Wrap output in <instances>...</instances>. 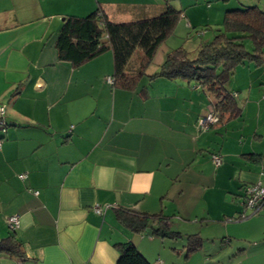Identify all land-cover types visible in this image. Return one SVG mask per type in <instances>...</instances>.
<instances>
[{
	"label": "crops",
	"instance_id": "crops-1",
	"mask_svg": "<svg viewBox=\"0 0 264 264\" xmlns=\"http://www.w3.org/2000/svg\"><path fill=\"white\" fill-rule=\"evenodd\" d=\"M164 4L0 0V104L7 123L5 133L0 132V239L11 234L7 219L17 216L14 233L24 254L23 259L0 254V264H117L114 246L128 242L151 262L169 252L165 241L130 232L116 220L115 209L162 213L169 222L193 221L189 192L206 187L209 179L220 191L234 186L235 193L264 180V160L257 164L243 157H264L256 134L264 125V87L257 86H264V69L244 67L251 83L244 89L248 100L242 115H252L251 129L232 136L235 147L224 149L223 136L216 140L222 135L220 126L207 132L196 127L212 100L195 85L160 78L147 85L143 77L136 90L123 91L107 81L113 71L110 52L79 67L58 60L55 41L67 18L99 10L112 22H131L157 16ZM188 19L192 26L195 20ZM171 50L161 46L145 74L157 73ZM229 91L237 96L242 89ZM253 93L258 102L250 99ZM232 127L243 128L238 123ZM213 154L223 158L218 167L212 163ZM96 204L113 208L99 216L92 210ZM226 213L236 214L230 216L236 219L241 212L238 207ZM256 214L250 222L264 217V205ZM212 222L205 227L210 232H197L203 247L187 259L190 263L264 264V249L248 255L254 242L234 245L226 228L223 231L225 223L214 218ZM173 261L167 258L164 264Z\"/></svg>",
	"mask_w": 264,
	"mask_h": 264
},
{
	"label": "trees",
	"instance_id": "trees-1",
	"mask_svg": "<svg viewBox=\"0 0 264 264\" xmlns=\"http://www.w3.org/2000/svg\"><path fill=\"white\" fill-rule=\"evenodd\" d=\"M181 16L183 12L175 10L166 0L163 11L157 16L131 22H112L99 10L84 17H69L62 23L55 41L57 58L79 67L110 52L113 62L112 87L123 91L136 90L143 77L147 79V85L159 78L193 84L212 100L209 108L216 122L209 131L212 127L223 126L242 116V107L236 102V95L226 87L235 70L247 64L264 69V11L256 5L226 11L223 29L210 41L200 43L195 56L190 58L189 53L177 44L166 54L159 71L147 76V67L166 40L174 35ZM183 18L184 23L188 24L183 28L193 30L186 17ZM183 28L182 25L178 27L181 36ZM246 38L253 43L251 52H247L243 45ZM143 92L141 96L146 98L147 93ZM243 157L257 164L264 160L263 156L255 154ZM115 218L124 228L138 235L148 231L150 236L160 240H184L181 252L185 259L202 250L203 239L198 233L186 235L171 231L169 217L162 213L144 214L115 209ZM15 231L10 230L9 236L0 239V254L23 259ZM114 247L118 253L117 264H152L130 242Z\"/></svg>",
	"mask_w": 264,
	"mask_h": 264
},
{
	"label": "rangeland",
	"instance_id": "rangeland-1",
	"mask_svg": "<svg viewBox=\"0 0 264 264\" xmlns=\"http://www.w3.org/2000/svg\"><path fill=\"white\" fill-rule=\"evenodd\" d=\"M157 1H159L163 5L166 0H157ZM169 4L175 10H181L183 12V16L186 17L187 21L189 20L188 19L189 17H192L195 20V23L192 25V27L194 28L193 30L191 29L189 30L188 28H186L185 30L183 28V30L181 31L183 33V36L181 35L178 36L179 29H177L176 34L173 39V42L174 44H176V46H177V43L179 44V43H182V41H184L182 44V47L189 53L190 58L195 56L196 49L198 48L200 43L210 41L217 34L218 31H221L223 29L222 21H223L224 13L226 11L242 8V6L249 5V4H250L249 6L256 5L261 10L264 11V0H228L226 2L222 0H169ZM240 4H245V5L241 6ZM171 39L172 38H170L169 43L171 42ZM243 45L245 46V49L247 52H251L253 50V43L249 38L244 39ZM247 65H251V64H247ZM247 65L239 66L235 70L233 75L231 76L226 86L227 89L229 90L230 89L237 90L238 87L242 89V91L239 92L238 95L236 96V102L242 107V109L244 107V104H246L248 100L247 99L248 94H246V91L244 89L250 86V83H251V79H249L248 77V72H246V69L248 68L246 69L244 68V67H247ZM242 67L244 68V70H242L243 69ZM250 69L251 71L255 70L253 65L251 66ZM238 71H243L245 74L241 76L239 75V73L235 74ZM252 73L254 74V72ZM250 78H252V75H250ZM258 78H259V74L257 77L256 76L253 77L254 80ZM253 79L252 81H254ZM257 86L264 87L263 85H259V83H257ZM263 94L264 93L260 95V98L264 96ZM254 95L255 93L250 94V97H251L250 99L252 100V98H255L256 101L254 102H258L257 98L254 97ZM251 118H252V115L248 116L244 114L240 118L236 119L238 122L234 120L231 124L228 125V127H225L227 124L224 126L218 127L219 129L218 132L222 135L216 136V140L219 139L220 141V139L223 136L222 140L224 143V149L226 148L233 149V147H235V144L233 140H231L230 138H232V136L236 137L245 132L249 133L251 129V122L249 121V119ZM235 123H238L239 128L243 127L241 131H238L239 130L238 127L236 131H231L233 128L232 126L235 125ZM224 130L225 132H223ZM215 131H217V129H214L211 132L215 134L216 133ZM256 134L261 136V140H262L261 147H263L264 145V125H262L260 129H258ZM221 162H223V158ZM258 182H260L261 185L264 187V180L258 181ZM225 183L228 184V181L225 180ZM217 188H219L218 184L215 181H212V179H209L207 181L206 187L203 185L201 186L200 189H194L190 191L189 193L193 201L194 207H193L192 214L189 216H194L193 221L184 222V221H181V219L172 220L168 223L169 229L171 231H176V232H179L181 234H186V235L195 234L199 232L200 230L203 234L204 233L206 234L207 232H210L211 228H208V230H206L205 227L206 225H208V227L209 225L211 226V224L213 223L212 219L214 218L215 220L220 222L219 224L221 225L223 223L226 224V225L225 224L222 225V227H224L223 231L226 228L227 234L232 236L231 240H232V243L234 242L233 243L234 245L240 244V243L250 244V242H254L255 247L253 246L252 248H249L248 255H251L253 251H259V250L264 249V217L255 219L252 222H250L251 219H253L254 217L258 218L257 214H255L251 218L248 217L249 219L247 218L245 220L236 221L230 217L232 215L229 216L228 213H226V212H234V210L239 207L240 212L244 214L245 216H250L252 214L251 210L244 209L242 208V206L238 205L239 203L242 202V196L244 197L243 195L244 190H243V193H240L238 191L239 192L238 194V192L235 193L234 191L235 187L232 185L229 187V189H223V190L221 189V191L218 190ZM229 192H234V193H229ZM217 193H218V196L216 195ZM234 195H238L240 197L238 198L235 197L233 199ZM236 199L237 201H235ZM218 207H221V209L223 208L225 212H221ZM213 208L216 209L215 210L216 214L212 212ZM222 213H224V217H220ZM235 215L236 214H233V216ZM184 216H188V215L184 214ZM225 216H228L229 218H226ZM196 217L197 219H194ZM184 218L189 219L191 217H184ZM227 219H232V222H226ZM246 222H250V223L243 225ZM145 233L148 234L149 232L146 231ZM235 236L243 238L245 241L237 242L238 238H236ZM220 239L221 238H219V240ZM162 241H165L164 242L165 249L168 250L169 252L160 258L153 257L151 260L152 264H164L165 259L167 258L171 259L172 257L174 259L173 261L174 263L172 264H195L194 260L193 262L190 263L187 259H185L184 253L181 252V249L185 244L184 240L182 239H177V240L166 239L165 240L164 239ZM248 257H251V256H248ZM156 258L158 259L157 261H156ZM247 264H250V263L247 262Z\"/></svg>",
	"mask_w": 264,
	"mask_h": 264
},
{
	"label": "built area",
	"instance_id": "built-area-1",
	"mask_svg": "<svg viewBox=\"0 0 264 264\" xmlns=\"http://www.w3.org/2000/svg\"><path fill=\"white\" fill-rule=\"evenodd\" d=\"M181 25H182V27L183 26L188 27V24L184 23L183 16L180 17V20H179V23L176 27V30ZM176 30L173 33L174 35L176 34ZM174 35L170 37V38H172L170 43H169L170 38H168L166 40V42L164 43L169 48H173L176 46V44H174V42H173ZM179 35H181V34H178V36ZM107 81L112 84V79L108 78ZM4 116H5V106L0 105V132L2 134L5 133V129L7 126V124L4 120ZM215 122H216V118L212 112V109L208 108L206 114L197 120L196 127H197L199 132H205L210 128V126L215 124ZM1 143L2 142L0 140V149H1ZM211 160H212V163L215 167H218L221 164V157L218 154L211 155ZM18 177L21 180H23L25 178V175H19ZM34 194L37 195L38 192L36 191ZM263 204H264V187L261 185V183L257 182L255 184L248 185L245 188L243 202H242V206L244 207V209L251 210L252 214L250 216H253L261 209ZM112 207L113 206H110V205L100 206V205L96 204L93 206L92 210L96 215L102 216L106 210H108ZM250 216H245L244 214L241 213L239 215L238 219H233V220H236V221L245 220ZM226 222H232V219H227ZM7 225H8V228L10 230H12V231L17 230L18 226H19L18 217L17 216L9 217L7 219Z\"/></svg>",
	"mask_w": 264,
	"mask_h": 264
}]
</instances>
